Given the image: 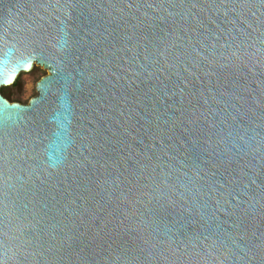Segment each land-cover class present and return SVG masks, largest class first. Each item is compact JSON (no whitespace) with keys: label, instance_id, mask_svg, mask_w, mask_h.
<instances>
[{"label":"water","instance_id":"95a60500","mask_svg":"<svg viewBox=\"0 0 264 264\" xmlns=\"http://www.w3.org/2000/svg\"><path fill=\"white\" fill-rule=\"evenodd\" d=\"M0 264H264V0H0Z\"/></svg>","mask_w":264,"mask_h":264},{"label":"rangeland","instance_id":"374dc122","mask_svg":"<svg viewBox=\"0 0 264 264\" xmlns=\"http://www.w3.org/2000/svg\"><path fill=\"white\" fill-rule=\"evenodd\" d=\"M45 73L46 72L39 66H34L29 72H21L16 78V80L18 79L17 88L13 89V93L18 97V101L15 102L27 103L36 93L35 83Z\"/></svg>","mask_w":264,"mask_h":264},{"label":"trees","instance_id":"16d2710c","mask_svg":"<svg viewBox=\"0 0 264 264\" xmlns=\"http://www.w3.org/2000/svg\"><path fill=\"white\" fill-rule=\"evenodd\" d=\"M18 85V79L9 86V87H3L0 89V93L9 101H18L17 95L13 93V89H16Z\"/></svg>","mask_w":264,"mask_h":264}]
</instances>
